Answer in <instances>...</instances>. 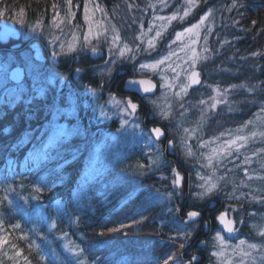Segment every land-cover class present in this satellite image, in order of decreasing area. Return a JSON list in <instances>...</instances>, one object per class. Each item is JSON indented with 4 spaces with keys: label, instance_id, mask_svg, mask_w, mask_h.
<instances>
[{
    "label": "trees",
    "instance_id": "obj_1",
    "mask_svg": "<svg viewBox=\"0 0 264 264\" xmlns=\"http://www.w3.org/2000/svg\"><path fill=\"white\" fill-rule=\"evenodd\" d=\"M172 1L176 6L182 0ZM233 3L198 0L148 48L145 39H135L136 22L145 16L147 24L155 0H0V19L16 24L21 42L18 49L11 48L14 40L0 42L4 60L23 63L21 53L33 52L34 44L62 57V68H55L33 56L34 77L26 74L19 84L0 77V237L7 241L0 243V264H164L169 256L172 264L189 256L193 247L206 253L203 261L221 264L211 253L221 248L214 238L218 231L230 244L226 247L239 245L249 253H228L226 264H264V236L259 234L264 230V0H235V7ZM90 9L99 14L102 27L113 32L86 39L85 15ZM209 11L198 37L197 68L204 82L240 89L199 124L192 103L200 86L182 99L173 125L163 123L176 145L191 136L190 159L183 160L177 150L167 154L150 136L138 139L131 121L122 123L120 115L106 110L113 98L100 86L114 83L121 90V76L115 79L116 73L97 74L88 68L74 81L63 69L71 55L98 43L110 48L112 59L127 45L130 51L116 67H126L132 77L156 80V96L161 79L141 65L159 59L177 30ZM115 34L119 39L110 43ZM51 40H56L53 47ZM81 60L84 65L93 62L88 57ZM133 98L140 102V114L149 97ZM233 139L237 145L229 144ZM101 147L108 156L92 165ZM207 156L213 158L211 166ZM173 169L184 179L178 187ZM62 174L65 179L52 186ZM209 176L216 188L200 198V177ZM210 200L217 201L213 209ZM197 207H203L202 218L196 224L185 223L186 210ZM225 209L238 225L237 237H225L214 225L206 247L193 243L202 235L206 213L212 218ZM16 224L20 228H14ZM241 241L245 243L238 244ZM250 244L257 247L251 249ZM69 245L82 253L73 256Z\"/></svg>",
    "mask_w": 264,
    "mask_h": 264
},
{
    "label": "rangeland",
    "instance_id": "obj_2",
    "mask_svg": "<svg viewBox=\"0 0 264 264\" xmlns=\"http://www.w3.org/2000/svg\"><path fill=\"white\" fill-rule=\"evenodd\" d=\"M172 4H173L172 0H163V3L161 2V0H155V7H154L155 10H152V14L146 22L147 24L143 23V18L145 16H143L141 21L136 22V24L139 25V28H137L135 32V39L137 40L145 39V46L151 48L149 47V41H151L152 45L155 46L159 41V39L161 38L162 34L171 25L172 21L175 20L173 19L169 21L167 19L168 17H171L174 14L177 17L176 19H181V17H186L184 15V11L188 7L187 0L180 1L176 6H172ZM192 9L193 8H191L189 13L192 11ZM145 12L148 13L147 10H145ZM87 17L88 20L86 21L87 25L84 33V37L87 36V39L94 40L97 38H101L103 34L106 33L107 30L113 32L112 28L102 27V24L100 22L101 18L99 14L97 15L94 10L90 9L89 13L87 14ZM160 17H163L164 19H160ZM205 23L206 21L200 24V20H199L198 22H195L194 24L188 27H185L181 30H177L174 33L173 37H171L166 43V48H165L166 50L159 57V59L144 64V65H153L159 60H164V63L157 65L155 68L145 67V69H147L151 73L156 74L161 79L160 93L156 96L155 94L153 96H150L145 101L147 103V107L149 108L150 113H152L154 115V118L160 123L169 124L170 126L173 125L176 111H178L181 108V105H183L181 103L182 99L188 94V91L183 92L181 91V89L182 86L187 85V75L189 71L193 68H196L198 65V61H199V52H197L198 37ZM196 24H199L198 28L193 29V31L191 32L185 31L186 29H189ZM127 29L129 30L130 26H128ZM157 32L160 33L159 36H157ZM177 33H181L179 38L177 37ZM116 34L113 37L117 36ZM55 43L56 40H51L49 42L50 45L49 47L55 46L56 45ZM75 43L76 42H73L72 46L73 45L75 46ZM110 43H114L113 38H111ZM123 48L124 46L120 47L119 50L117 49V51L114 54L115 57L111 61H109V63H107L106 68L102 70H97V74H101L104 71H108L114 74L115 71L117 70L115 67L117 60L125 55L124 54L123 56H121L120 54V50ZM86 50L87 49L83 50L82 52ZM109 51L110 54H112L110 48ZM58 54L60 53L58 52ZM21 56L24 62L17 64L24 65L27 74H30L32 77H34L36 70L34 63L32 62L34 51L31 52L30 50H25L21 53ZM71 57H74V54L71 55ZM165 57H167V59H164ZM13 65L10 64V61L4 60L3 57L0 55V77H8L9 69ZM239 89L240 87L237 85L221 86L216 84H210L206 81L205 82L202 81L201 90H198L193 95L194 101L192 105L195 107V112L197 115L196 122L199 124L204 123L210 116H212L218 110L219 107H221L223 104L228 103L229 100L232 98V96ZM176 93H180V95L177 96ZM115 100L123 101L121 98H115ZM110 101H112V99ZM110 101L105 106L108 112L114 111L115 115L118 114L124 119L123 121H128L129 119L131 121L130 128L134 127L136 129L135 134L138 139L149 138L148 131L142 128L143 117H140L139 115L134 116L133 114L129 115L128 113L122 111L123 105H117ZM201 101H204V103L202 104ZM213 104H215V108L212 107ZM162 110L168 112L167 118L161 116L160 113ZM111 116L112 115H110L109 113H106L105 117L106 119H111ZM136 125H139V127H136ZM172 128L175 129L174 126ZM111 139L114 138L112 137ZM233 141H236V139H233ZM191 144L192 142L190 135H186L181 142L177 143L176 150L182 156L183 160L190 159L191 155H188V152L189 150L191 151ZM234 145H237V142L235 144H232V146ZM163 148L165 149V146H163ZM107 156H108L107 150H105L102 147L98 148L95 153V158L92 165H94L95 163L97 164L98 160L104 159ZM103 166L104 164H101V167ZM95 167L97 169V166ZM179 175H181V173H179ZM65 177L66 175L62 174L58 176L56 179H54L50 184L54 186L55 184L62 182L65 179ZM183 183H184V179L181 178L179 185H182ZM203 183L204 182L200 183V185ZM200 185L198 186L197 194L200 198H204L206 195H204L203 197L199 195L203 191ZM209 204L210 201H208V206ZM216 205L217 204H215L214 208L216 207ZM187 211L190 210L187 209L186 212ZM221 236L223 237L222 234ZM215 241H216L215 243L219 245V242L216 239ZM224 242L226 246L230 245L229 243H227V241L224 240ZM225 248L226 249H223V253H224L223 256H220L219 258L217 257V259L221 262V264H226V260L224 261L223 258L228 253H233V252L235 253V251L237 252L239 250V252L241 251L240 253L243 255V252L248 251L247 249H244V247L242 248L237 247V245H235V247L233 246L232 247L233 249H229L230 247H225ZM220 251L221 248L213 249L211 250V253L220 252ZM172 264H186V263L185 260H182L177 262L175 261Z\"/></svg>",
    "mask_w": 264,
    "mask_h": 264
},
{
    "label": "snow or ice",
    "instance_id": "obj_3",
    "mask_svg": "<svg viewBox=\"0 0 264 264\" xmlns=\"http://www.w3.org/2000/svg\"><path fill=\"white\" fill-rule=\"evenodd\" d=\"M161 2L163 3V0H161ZM197 2H198V0H187L188 7L184 11V15L185 16L188 15V13L191 10V8L196 6ZM69 3H70V0H69ZM232 6L235 7V0H234V3H233ZM53 7L55 8V5H53ZM23 11H24L23 9L20 10V14L21 15H23ZM85 12L87 13V6L85 7ZM3 14H4L3 12H0V15H3ZM210 14H211V11H209V13H207L205 16H202L201 20H200V24H202L206 20L207 16L210 15ZM176 18L177 17L174 14L173 16L168 17L167 19L170 21V20H173V19H176ZM160 19H164V18L160 17ZM181 19H183V17H181ZM85 20L86 21L88 20L87 15H85ZM54 23H55V18H54ZM252 23L255 24V21H253ZM198 27H199V24H196V25H193L191 28L186 29L185 31L191 32V31H193V29H196ZM159 35H160V33L157 32V36H159ZM180 35H181V33H177V37L178 38L180 37ZM85 38L87 39V36ZM113 39L114 40H118L119 37L115 36V37H113ZM152 46H153L152 42L149 41V47H152ZM70 48H71V46H70ZM126 50L130 51V49H128L127 45H125L124 48L120 50L121 56H123L125 54ZM54 55H55V53H54ZM253 55H255V53H253ZM164 59H167V57H165ZM162 63H164V60H159L153 65H143L142 64L141 68H145V67L155 68L157 65L162 64ZM77 71H80V70L77 69ZM198 75L199 74L196 73L195 71H193L191 73L190 80H191L192 84L199 83ZM129 84L130 85L139 84L143 88L144 92H148V91L151 90V84L148 81H143V80H141V81H129ZM189 86H190V84L182 86L181 91L186 92L187 88ZM176 95L179 96L180 93H176ZM110 102H113V103H115L117 105H123L122 111L128 113L129 115L134 114L136 109H137V105L135 103H133L131 101V99L127 100V102L124 103L123 101L115 100V98H113L112 101H110ZM201 103L203 104L204 101H201ZM212 107L215 108V104H213ZM129 109L131 110V112H129ZM160 114L164 118H167V116H168V112L163 111V110L161 111ZM122 123H127V121H122ZM136 127H139V125H136ZM184 131H185V133H189L188 129H185ZM192 131H195V130H192ZM163 134L164 133H163L162 129L159 128V127L152 128L150 130V133H149L150 137L151 136H155L157 140ZM253 135H255V133H253ZM261 135H264V133H261ZM237 139L238 140H246V137H237ZM171 143H172V141H169L170 145H171ZM235 143H236V141H229L230 145L235 144ZM201 146H203V144ZM242 146L243 145H238L237 147L239 148V147H242ZM213 153H216V149H213ZM228 154H231V153H228ZM188 155H192L190 150L188 152ZM205 159H207V161H208V166H211L212 163H213L212 156H207V157H205ZM140 167H143V165H140ZM173 173L175 174V179L173 180V184H174V186L178 187L179 184H180V181H181V177H180L179 173L176 172L175 169H173ZM200 179L204 180V183L200 185V187L203 189V191L199 194L201 197H203L204 195H207L208 193H211L216 188V183L213 182V179H212L211 176H209L207 178L200 177ZM221 179H223V178H221ZM35 190L36 191H40L39 188H36ZM33 198L35 199V197H33ZM5 199H7V197H5ZM177 211H180V209H177ZM186 215H187L188 219H193L194 220L196 217H198L200 215V213L197 212V211H188ZM216 219L219 221V223L221 225H223V230L224 231H227L228 233H232L234 231V227H233L234 221L232 219L228 218L227 209H225V211L220 212V214L217 216ZM13 227L14 228H20V225L16 224V225H13ZM0 230H2V229H0ZM259 234L264 236V230H261V232ZM189 235H190V233H189ZM21 238H23V237H21ZM215 239L219 242V245L221 247V251L220 252H213L212 255L217 256L219 258L220 256H223V254H224L223 253V249L226 247V245H225V242H224V238L221 236L219 231L216 233ZM0 243H7V241L4 240L3 237H0ZM244 243H245L244 241L240 242L241 245L244 244ZM67 247H68V250L72 253L73 256H79L82 253V250L78 249V247L75 246V245H69ZM183 247H184V245L181 244V248H183ZM237 247H239V245ZM248 247L251 248V249H255L257 247V245L250 244V245H248ZM17 255H20V253L17 252ZM243 255L244 256H248L249 253L243 252ZM43 259H44V257L41 256V260H43ZM172 259H173V257L169 256L167 259L164 260V264H169V261L172 260ZM192 260L195 261L196 257L193 256ZM29 264H30V262H29ZM79 264H83V262H79ZM190 264H191V262H190Z\"/></svg>",
    "mask_w": 264,
    "mask_h": 264
},
{
    "label": "flooded vegetation",
    "instance_id": "obj_4",
    "mask_svg": "<svg viewBox=\"0 0 264 264\" xmlns=\"http://www.w3.org/2000/svg\"><path fill=\"white\" fill-rule=\"evenodd\" d=\"M100 43H98L97 45H99ZM39 48L42 50V54H43V60L42 61H48L49 63H51L55 68H62L61 67V56L59 58V64L58 65H55L53 60H52V57H51V51L48 50V49H43V47L41 46V44H39ZM96 45V46H97ZM84 53H82L81 57H79V61H76V58L75 57H71L70 60L65 64V68L63 69H66L68 71V73L71 75V77L73 78L74 81H76L78 78H80L82 76V74L85 72L86 69L88 68H91V69H95V70H102L104 68L107 67V63H109V61L112 60V56L110 54V51H109V54H110V57L108 60H106V55L103 54H97L95 55L94 57H91V55H83ZM82 57H88L90 60H92L93 62H91L90 64L88 65H84L82 63V60L81 58ZM116 67V65H115ZM126 69V67H123L121 69ZM77 69H79L80 71H77ZM116 71H115V79L117 78V76H121L120 79H118V83H120L122 81V87H121V90L118 89L116 87V85H113L114 83H110L108 86H105L104 82H102V86H100V89L104 90L108 95H110L112 98H121L125 103L127 102V100L131 99V101H133L134 103L137 104V109L135 111L134 114H137L140 116V117H143L142 119V128L145 129L146 131H148V134L150 133V127H157V126H161L162 128H164L166 131H167V137L162 140V141H158L159 143H162L163 146H165V152L167 154L168 153V142L169 140H172L173 143H174V154H175V149H176V144L174 142L173 139H171L170 135H169V130L167 129V127L163 124V123H160L158 122L155 118L153 120H149L148 118V114L150 113L149 111V108L147 107V103L146 102H143V104L145 105V110L143 112H141L140 114L138 113L139 110H140V102L137 101V100H134L133 97H140V96H137L136 94L133 95V93H130V92H126L124 90V80L128 77V76H131L130 74L127 73V71L125 73H122V74H119V71L121 70L119 67H116ZM116 80H114L115 82ZM144 98V97H142ZM130 120L128 119L127 123L129 122ZM173 154V155H174ZM170 155V154H169ZM203 207H197V208H191L189 210H196L198 212H200V216L194 220V221H191V222H186V219L188 218L187 217V212L185 213L184 215V221L185 223H191V224H196L199 222L200 218H202V212H201V209ZM220 211H216L214 212L215 214L212 215V218H211V213L207 212L206 213V219L202 221V226H200V229H202V235L199 238V241L195 240L193 241L197 243V245L199 247H206L207 246V239L209 237L212 236L213 234V231H214V225H216V227L218 229L219 226L217 225V222H216V216L218 213H220ZM237 225V224H236ZM221 230V229H220ZM222 231V230H221ZM191 254V255H190ZM189 254V256L187 257H184V260H185V263L186 264H208L206 263V261H203L204 258L207 259L206 257V253L201 250V249H197L196 247H193V251ZM195 256V257H198V259L196 261H193L192 260V257Z\"/></svg>",
    "mask_w": 264,
    "mask_h": 264
},
{
    "label": "water",
    "instance_id": "obj_5",
    "mask_svg": "<svg viewBox=\"0 0 264 264\" xmlns=\"http://www.w3.org/2000/svg\"><path fill=\"white\" fill-rule=\"evenodd\" d=\"M19 39H20V31L16 27V24L13 21H11V20L0 19V42H2L4 44L5 43L7 44L10 40H14L15 42L11 44V48L12 49H18L21 46V42L18 41ZM54 53L55 52H51V57H52V60L55 63V65H58L59 64V58L60 57L56 53L54 55ZM97 54H101V55L105 54L106 55V60H108L109 57H110V54H109V51H108L107 46L106 45H103V44H99V45H97V46L89 49L83 55H91V57H94ZM34 58L36 60H38V61L43 60L42 51L40 49H36L35 50ZM76 61H79V56L76 57ZM126 71H127V69H125V68L124 69H121L119 71V74L125 73ZM193 71H195L196 73L199 74L198 75L199 83H195V84H192L191 83L190 77H191V73ZM25 75H26V68L22 64H15V65H13L9 69V72H8V78H9V80L11 82H13V83H16V84L20 83L24 79ZM141 80L150 82V84H151V90L150 91L144 92L143 91V88L139 84H136V85H130L129 84V81H141ZM201 83H202V77L200 75V70L198 68H193L188 73V75H187V85L190 84V86L187 88V91L190 92V91L198 88L201 85ZM123 88H124V90L126 92H130V93L136 94L137 96H140V97H145V96H152V95H154L157 92L158 84H157V82L153 78L148 77V76H139V77H135V78L132 77V76H128L124 80V87ZM148 118H149V120H153L154 119L153 114L152 113H149L148 114ZM157 127L161 128L164 134L158 140L156 139L155 136H153V137L157 141H162V140H164L167 137V131L164 128H162L161 126H157ZM152 128H154V127H150V130ZM169 141H172V140H169ZM174 147L175 146H174L173 141H172L171 145L168 142V153L170 155H173L174 154ZM215 204H217V201L216 200H211L210 201V204H209V208H212L213 209L214 206H215ZM190 211H196V210H190ZM219 214L220 213H218L217 216ZM217 216H216V218H217ZM227 216H228V218H230V219H232L234 221V219L231 218L228 213H227ZM198 217H196L194 220H196ZM194 220L187 218L186 219V222H191V221H194ZM216 222H217V225L219 226V228L222 229V231H223V233H224V235L226 237H228V238H234V237H236L238 235L235 221H234V224H233L234 231L232 233H228L227 231H224L223 230V225H221L217 219H216ZM197 259H198V257H196V260Z\"/></svg>",
    "mask_w": 264,
    "mask_h": 264
}]
</instances>
